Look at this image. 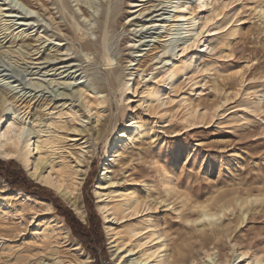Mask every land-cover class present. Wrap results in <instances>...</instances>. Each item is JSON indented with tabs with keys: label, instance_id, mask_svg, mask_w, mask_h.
Here are the masks:
<instances>
[{
	"label": "rangeland",
	"instance_id": "1",
	"mask_svg": "<svg viewBox=\"0 0 264 264\" xmlns=\"http://www.w3.org/2000/svg\"><path fill=\"white\" fill-rule=\"evenodd\" d=\"M43 1L51 17L0 0V93L71 198L0 156V264H114L107 228L131 260L144 243L172 260L203 226L212 244L193 264H264V0Z\"/></svg>",
	"mask_w": 264,
	"mask_h": 264
},
{
	"label": "bare ground",
	"instance_id": "2",
	"mask_svg": "<svg viewBox=\"0 0 264 264\" xmlns=\"http://www.w3.org/2000/svg\"><path fill=\"white\" fill-rule=\"evenodd\" d=\"M36 2L39 3L41 6H43L44 10L46 11V14H49L51 17V12H50V9L47 7V3L43 0H36ZM195 2H196V5L199 7V6L205 5L206 0H195ZM20 3L22 4V2H20ZM37 3H35L36 6L38 5ZM8 5H9V3H8ZM28 5H30L34 9V6H35L34 4H28ZM104 9H105V7H104ZM12 11H13V9H12ZM187 13H189V12H183L182 14H178L176 16L174 24H172V28H174V29L182 28V25H183L182 23L187 20L185 18V15ZM27 15L29 16V18L33 17L31 14L29 15V13L26 14L25 16L27 17ZM6 16L14 17L15 15L8 14ZM189 19H190V22L193 23V24L192 23L191 24L194 26L196 23V20H197L195 15L191 16ZM99 27H102V29H103V23L102 22L100 23ZM105 29H107V28H105ZM204 29H205V23L201 22V24L197 27V29L195 31L194 38L192 40L191 45L197 46L201 43V41H199V39L201 37V31H203ZM102 37L106 41L105 33L103 34ZM185 42L186 41H184V43ZM83 47L87 51H90L89 44L85 43V44H83ZM164 53H166V49H164ZM192 56L185 57V59L190 60L192 58ZM102 62L104 65H109L111 63L107 48H104V55H103ZM65 66H69V65H64L63 67H65ZM168 79L170 81L171 78L169 77ZM74 93L75 92L72 91V92H69L68 94L60 93L58 95L64 96L65 98L69 99V97H67V96H72ZM16 94H18V93H16ZM81 95H82V90L80 89L78 91V97L76 96L75 100H78ZM9 97L6 94L0 93V156L4 157V158H17L18 160H20L23 163L24 167L26 168V170L28 172V175L32 179L36 180L37 182H40L43 185H46V186L53 188L55 191L61 193L63 196L70 199L71 193H68V191H65L64 189H62L63 188L62 184L58 180H55L51 176L49 171H42V168H39V163H37V160L34 157H32L33 154H31V151H30V145L31 144H30L28 136L26 135L25 124H24V122H21V121L18 122L15 119V117H14L15 113L13 114L14 111H12L11 108L8 107V105H10V104H6L7 102H9L8 101ZM151 99H152V94L150 93V90L148 89L146 91V101H149ZM1 117H4V119H2ZM25 123H26V121H25ZM141 127H142V125L139 122H134L131 125L132 131H133V135H132L133 137H137L139 135ZM35 145L38 146L37 140L35 142ZM122 148L123 147L118 146V148L114 152L118 153L119 151L122 150ZM102 169L103 170L99 174V178H98L99 179L98 188L101 187V185L105 184V178H106L105 176H106V173L108 172V171L106 172V169H107L106 166L102 167ZM80 184L81 183H79V185ZM17 192H19V191H16L15 193H17ZM24 196H27V195H24ZM37 202H39V201H37ZM39 203H41V202H39ZM127 206H128V208H130L131 202H128ZM200 209H201V215L209 216V217L216 215V212L215 213L214 212L209 213V211L206 209V207L202 206V207H200ZM102 214H103V217L105 218L106 217L105 213L102 212ZM154 220H155V218H154ZM208 225H211V223H209ZM63 227L66 231V234H68L69 232H68L67 228L65 226H63ZM207 227H209V226H207ZM205 228H206V226H203L202 229H199L198 233L194 234V236L192 237V239L194 241H192V242L190 241V242H186V243H182V244L178 243V245L176 243V246H174V248L176 250L175 255H174L175 257L172 260L169 259V257H171V256H169V253L168 254L165 253L164 255H161L159 257H155L154 252L152 250L143 246L145 243L144 244H132L130 251L131 250L133 251L135 249L140 248V250L137 251L139 253L140 260H131L127 257V255H121L122 249H124V247L126 245V242H125L126 238L124 236L120 235L118 232L107 228L108 239H109L108 244L110 245V248L114 247V249L112 250V253H111V259L113 260L114 264H193V261L198 256L196 251H195L198 249L197 246L200 249L201 248L204 249L206 246H208V244H212V242H210V238L206 236ZM192 239H189V240H192ZM185 241H187V240H184V242ZM215 247L218 248L217 244ZM207 255H208V251L206 250L203 253V256H207ZM238 256H240V255H238ZM252 261L254 262V264L260 263L257 256L252 257ZM222 262H223V260L221 261V257H218L216 260L211 261V264H217V263L222 264ZM79 264H89V257L87 255H85L84 258L81 259Z\"/></svg>",
	"mask_w": 264,
	"mask_h": 264
},
{
	"label": "trees",
	"instance_id": "3",
	"mask_svg": "<svg viewBox=\"0 0 264 264\" xmlns=\"http://www.w3.org/2000/svg\"><path fill=\"white\" fill-rule=\"evenodd\" d=\"M6 175V174H5ZM6 177H10V175L9 174H7L6 175ZM65 212H67V214L78 224V225H80V223L73 217V215H72V213H71V211L68 209V208H65ZM90 234L92 235L93 234V232H92V230H89L88 231V233L86 234V237L88 238H90ZM94 239H92V241H93ZM104 261H108L107 259H104ZM109 262V261H108ZM109 264H110V262H109Z\"/></svg>",
	"mask_w": 264,
	"mask_h": 264
},
{
	"label": "built area",
	"instance_id": "4",
	"mask_svg": "<svg viewBox=\"0 0 264 264\" xmlns=\"http://www.w3.org/2000/svg\"><path fill=\"white\" fill-rule=\"evenodd\" d=\"M102 264H109V262L108 261H104Z\"/></svg>",
	"mask_w": 264,
	"mask_h": 264
}]
</instances>
